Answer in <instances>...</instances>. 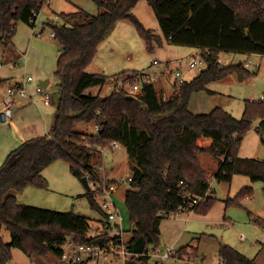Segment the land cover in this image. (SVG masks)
I'll use <instances>...</instances> for the list:
<instances>
[{"label": "trees", "instance_id": "obj_1", "mask_svg": "<svg viewBox=\"0 0 264 264\" xmlns=\"http://www.w3.org/2000/svg\"><path fill=\"white\" fill-rule=\"evenodd\" d=\"M93 1L99 10L97 14L90 15L82 9L61 12L58 15L66 25L50 24L53 38L63 48L56 61L59 97L54 119L47 133L24 140L0 164V227L4 226L11 235L7 243L0 234V264L12 258L13 247L29 256H46L50 252L60 255L66 243L75 246L115 240L107 222L99 234L88 237L87 217L73 211L22 204L16 198L27 186L46 188L42 172L58 159L66 161L77 178L86 176L89 183L98 184L101 167L91 160L100 150L88 145L106 148L116 141L125 147L134 163L128 177L130 189L124 197L132 226L126 249L138 254L131 259L139 263L148 260L149 247H159L161 221L183 210L185 191L203 197L192 210L198 213L207 212L216 201L200 153H209L217 160V170L211 175L218 181H229L233 175L242 174L264 185V155H237L241 138L256 117L261 118L256 128L264 144V100L248 99L241 118L218 106L199 113L189 107L193 93L207 91L209 83L222 79L233 69H242L241 64L221 66L220 52L264 55V0H147L162 35L144 27L132 13L139 0ZM45 2L0 0V42L11 43L17 21L29 24L33 12L40 11ZM121 19L134 24L147 51L152 52L165 42L198 48L205 67L194 78L175 82L174 93L166 99L158 96L152 82L142 81L144 72L137 70L114 75L115 79H127L128 86L140 83L137 95L126 88L114 89L107 96L88 93L90 87L102 86L112 78L90 73L86 67L98 45ZM78 123L94 124L97 133L79 131ZM200 138H211L212 142L202 147L197 143ZM95 190L101 193L99 188ZM95 190L86 192L89 205L107 220L94 199ZM251 194L252 188L244 187L226 204L239 203ZM184 248H178L179 255L184 254ZM218 254L228 264H256L255 258L229 245H222Z\"/></svg>", "mask_w": 264, "mask_h": 264}, {"label": "rangeland", "instance_id": "obj_2", "mask_svg": "<svg viewBox=\"0 0 264 264\" xmlns=\"http://www.w3.org/2000/svg\"><path fill=\"white\" fill-rule=\"evenodd\" d=\"M79 9L90 15H95L99 11L93 0H49V3H44L40 9L34 29L27 23L17 21L15 34L12 37L13 43L0 42V63H2L0 79L9 76L8 79L12 77L21 80L30 76L32 80L26 83V98H29L30 93L34 94L35 86L40 80L50 81L45 89L51 93V105L45 107L40 104L42 114L34 105H31L32 109H35L41 117L49 119L48 129L54 119L59 97L55 69L57 56L63 50L50 35V24H59V20L55 18L56 13L75 12ZM131 11L144 27L162 35L157 18L147 0H139ZM41 28L42 32L37 35ZM193 48L165 42L160 47L155 46L154 50L149 52L134 24L127 19H121L116 22L108 36L98 45L96 54L86 67V71L90 73L102 72V74L112 77L104 84L102 96L109 95L117 88L114 75L122 71H141L143 69L146 70L147 73H144L151 78L155 88L160 83L171 87L174 85V77L168 73L169 68H178L181 76L185 80H190L205 67L204 65L201 68L188 66V54ZM23 53L25 57H23ZM154 61L157 62L154 65H159L161 69L165 70L164 73L161 69L156 73L151 70L150 66ZM166 61H169L168 68L165 67ZM257 61L260 64L255 67ZM219 62L221 66L241 64L242 69H233L222 79L209 83L206 87L207 91L195 92L190 99V110L195 113L208 112L218 106L230 112L234 117L241 118L247 100H257L264 95V55L222 51L219 53ZM246 63L248 64L246 65ZM155 74H159V79L154 77ZM128 90L134 95L139 93L131 88ZM157 94L163 97L159 92ZM39 96V94L34 95L37 100H39ZM21 99L23 98L17 97L16 100L19 102ZM28 106L30 105L19 107L15 116ZM260 120V117L254 118L250 129L242 136L237 152L239 157H263L264 144L261 141L259 129L256 128ZM34 126L35 132L29 133H41L43 126L38 123H34ZM7 127L8 125H0L2 128L0 130ZM76 128L90 134L97 133L94 124L78 123ZM2 136L3 133L0 132V138ZM199 158L202 167L210 176V188L214 190L216 201L203 214L194 211V215L192 214L187 221H177L175 220L176 216L166 217L161 221L164 237L175 238L180 236L181 232L178 243L184 245L188 242L194 244L197 249L195 251L191 245L182 247L184 253L188 250H191L192 254L194 253L190 262L167 261L159 264H213L214 260L219 257V249L223 244L231 246L249 258H255L256 264H264L263 183L252 182L247 175L242 174L233 175L229 181H218L211 175L217 170V160L211 154L204 152L199 154ZM91 162L99 163L101 167L99 183L109 180L114 182L112 198L120 210L123 239L127 240L131 236L132 226L124 204V197L126 190L130 189L128 177L133 173L134 163L121 144L118 147L109 146L97 152ZM210 171L211 173H209ZM42 173L47 180V187L31 186L23 194L17 193L19 203L61 212L73 211L88 218L90 229L97 228L98 231L103 229L105 217L90 207L86 188L81 180L70 172L66 161L55 160ZM89 186L91 190L99 188V184L89 183ZM248 186L252 188L250 196L241 199L239 203L226 204L229 198H234L242 188ZM103 198L96 191L94 199L99 205ZM182 217L186 219V215H182ZM0 234L4 242L11 241L10 232L4 226L0 227ZM6 264L69 263L60 262L59 255L54 252H50L46 256H29L13 247L12 258ZM116 264L123 263L118 261ZM140 264H154V260L149 258Z\"/></svg>", "mask_w": 264, "mask_h": 264}, {"label": "built area", "instance_id": "obj_3", "mask_svg": "<svg viewBox=\"0 0 264 264\" xmlns=\"http://www.w3.org/2000/svg\"><path fill=\"white\" fill-rule=\"evenodd\" d=\"M45 3H49V0H46ZM39 14V11L33 12V16L29 20V26L34 29L36 18ZM55 18L59 20V24H65L63 19L60 18L58 13H56ZM66 25V24H65ZM42 32V28L37 33ZM6 35V31L3 33ZM36 35V33H35ZM50 35L54 37V32L51 30ZM23 57L25 55L23 54ZM249 63V62H248ZM246 63V65L248 64ZM153 64H157V62H153ZM2 64L0 63V66ZM167 65V64H165ZM205 66V62L200 55V50L197 49L196 51L192 52L188 57V66L190 68H201ZM259 63L256 62L255 67H258ZM171 75L174 77L175 82L181 83L184 81V78L181 76V72L178 68L171 69L169 71ZM142 81L145 82H152L151 78L144 73L141 76ZM32 78L30 76L24 77L21 81H7L5 86V93L2 98L1 102V109H0V121L2 123H9L16 112L17 109V97L26 96V83L30 82ZM116 89L121 88H131L132 90L139 91L140 90V83H136L133 86H128V80L124 79V77H119L116 79ZM39 92L41 95L42 102L45 105H49L52 102L51 94L45 91L43 88L39 87ZM129 91V90H128ZM130 92V91H129ZM264 100V95H262L259 99L250 101H261ZM32 102L36 103V100L33 98ZM118 142L113 141L111 143V147H116ZM92 149L96 150L99 149L102 151L104 148H98L96 145H88ZM182 183V182H180ZM99 184L100 194L104 197L100 203L101 209L107 215V220L105 222L111 226L109 233L111 236L115 238L114 241L106 242L103 244H93V243H82L77 245H71L70 243L67 244V248L63 249V252L59 255L60 262H68L69 264L74 263H100L101 264H115L116 261L125 262L130 258H135L138 254L131 253L126 249V240L123 239V230L121 227V213L116 205L115 201L113 200V184H109L107 181H103ZM184 198L182 201V208L183 210L192 211L195 205L202 200V196L191 195L188 192H184ZM180 210H177L169 215L175 216L178 215ZM117 225V227H114ZM102 227V226H100ZM102 229V228H101ZM101 232L97 230V228L89 229L88 237L95 236ZM146 254L149 258H153L154 264L165 263L167 261L172 262H190L192 261L193 255L191 250H188L183 255L178 254V248L167 246L165 248H158V247H149L146 251ZM213 264H228L220 257L216 258Z\"/></svg>", "mask_w": 264, "mask_h": 264}, {"label": "crops", "instance_id": "obj_4", "mask_svg": "<svg viewBox=\"0 0 264 264\" xmlns=\"http://www.w3.org/2000/svg\"><path fill=\"white\" fill-rule=\"evenodd\" d=\"M11 43H13V41H11ZM197 49L198 48H193L188 55H190L192 52L196 51ZM252 54H255V53H252ZM257 62L259 63V61H257ZM158 63H159V61H158ZM165 64H167V65H165V67L168 68L169 67V65H168L169 61H166ZM150 68L155 73L158 72V70L159 71L163 70V73L165 71L164 69H161V67L159 65H154L153 63L150 66ZM171 69L169 68V70H168L169 74H171L169 72ZM137 71H139V70H137ZM141 71L142 72H146V70H143V69ZM97 73H102V72H97ZM8 77L9 76L3 77V78L0 79V109H1L2 98H3L4 93H5L6 82L7 81H21L22 80V79L18 80L17 78H12V77H10L8 79ZM154 77L159 79V74H155ZM47 81H48V83H47V86H48L50 81L49 80H47ZM174 83H175V80H174ZM47 86L45 87L46 89H47ZM103 87H104V85L103 86H93V87H90L87 91L89 93L93 94V95H97V94L101 95ZM172 87H174V85L169 87V86H167L164 83L163 84L160 83L157 86V88H155V89H157L156 90L157 93L159 92V94H161L163 96L162 97L163 99H166V98L170 97L173 94L174 88H172ZM45 88H43V89L46 91ZM38 89H39V86L37 84V86H35V89H34V94L30 93L29 94V98H26L25 96L19 97V98H23V99H21L19 102H17L18 104H17L16 111L18 110L19 107H25L26 105H30V106H28L25 109H23L20 113H18V115L17 114H16V116L14 115L13 119L9 123L0 122L1 123L0 125H8L7 128H4L3 130H0V132L3 133V136L0 138V164L3 162V160L5 159V157L8 154V152L10 150H12L13 148H15L17 145H19L24 140H26L28 138H31V137H34V136H38L40 134L42 135V134L47 133V129H48L47 123H48L49 119H47V117L46 118L45 117H41L40 114H42V111L40 110V106L39 105L42 104V106L47 107V106H49L51 104L45 105L42 102L41 95H40V92H39ZM35 94H39L40 95L39 96V100H37L34 97ZM33 98L36 100V103L32 102ZM51 98H52V96H51ZM31 105H34L37 108V110H38V112L40 114L35 109H32L33 106H31ZM41 120H42V122H41ZM34 123H36V124L38 123L39 125L43 126L41 133H37V132L36 133H29V132H33V131L35 132V130H36V128L34 126ZM0 129H2V128H0ZM84 133H87V132L84 131ZM87 134H90V133H87ZM6 137H8V138H6ZM211 142H212L211 138H200V139H198L197 143H198V145H200L202 147H208L211 144ZM118 146H119V143H118V145L116 147H118ZM112 148H115V147H112ZM214 165H215V163H214ZM209 173H211V171ZM29 187H31V186H27L22 192H20L18 194H23ZM16 198H17V201H18V196L17 195H16ZM192 214L194 215V211L180 210L178 215H175L176 216L175 220H177V221H182V220L185 221L186 220L187 221V220L190 219ZM182 215H186V217H185L186 219H183ZM121 222H122V219H121ZM121 227H122V225H121ZM122 230H123V228H122ZM162 232H163V226L160 224V245H159V247H161V248H165L167 246L181 248V247H184V246H187V245H191V246L194 247V244L192 245V244H190L188 242L186 244H184V245H180L178 243V240H179V238L181 236V232L179 234L180 236H177L175 238L174 237H168V238L164 237ZM67 247H68L67 244H64L63 249H65ZM194 249L196 251L197 248L194 247ZM116 263H118V261H116ZM74 264H80V263H74ZM87 264H90V263H87ZM123 264H140V263L138 261L130 258L129 260L125 261Z\"/></svg>", "mask_w": 264, "mask_h": 264}, {"label": "water", "instance_id": "obj_5", "mask_svg": "<svg viewBox=\"0 0 264 264\" xmlns=\"http://www.w3.org/2000/svg\"><path fill=\"white\" fill-rule=\"evenodd\" d=\"M47 83H48L47 80H40V81L38 82V86H39V87H42V88H45V87L47 86ZM127 97H129V98H134V99H136L137 101L141 102L139 99H137V98H136L134 95H132V94H128ZM141 103H142V102H141ZM142 105L145 107V105H144L143 103H142ZM80 180H81L83 186L86 188V190L89 191L91 188H90V186H89V182H88V180H87V177H86V176H83ZM223 245H224V244H223Z\"/></svg>", "mask_w": 264, "mask_h": 264}]
</instances>
